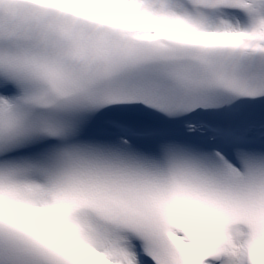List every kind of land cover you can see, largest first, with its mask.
Listing matches in <instances>:
<instances>
[{
  "label": "snow or ice",
  "instance_id": "6c2138e0",
  "mask_svg": "<svg viewBox=\"0 0 264 264\" xmlns=\"http://www.w3.org/2000/svg\"><path fill=\"white\" fill-rule=\"evenodd\" d=\"M0 264H264V0H0Z\"/></svg>",
  "mask_w": 264,
  "mask_h": 264
}]
</instances>
